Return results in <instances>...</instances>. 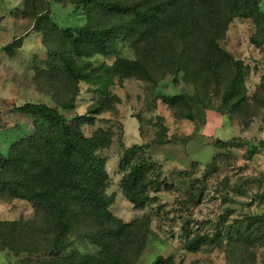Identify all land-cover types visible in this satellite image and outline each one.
Segmentation results:
<instances>
[{"label": "rangeland", "instance_id": "1", "mask_svg": "<svg viewBox=\"0 0 264 264\" xmlns=\"http://www.w3.org/2000/svg\"><path fill=\"white\" fill-rule=\"evenodd\" d=\"M120 1L140 5L151 0ZM232 1L200 0L176 23L170 39L176 37L181 63L198 56L187 70L159 62L152 46H166L167 33L126 36L118 41L114 55L89 60L94 67L112 65L118 57L137 60L148 54L155 61L151 81L115 79L108 91L119 101L111 100L94 125L82 127L87 137L103 129L112 138L99 154L107 159L110 211L118 222L130 225L121 240L106 251L100 241L87 237L95 236L102 224L84 220L71 228L69 247L56 255L46 249L53 237L47 213L0 188V221L16 222L20 229L14 244L24 248L22 238L29 247L19 254L0 248V264H99L110 259V253L119 255L121 264H157L167 259L174 264H264V42L254 19L230 18ZM259 9L264 13V0H259ZM44 16L45 28L39 31L36 24ZM111 19L108 13L79 7L76 0H0V159L35 131L34 118L18 110L25 104L58 109L70 122L98 103L97 87L67 76L53 52L69 56L60 30ZM19 38L22 47L9 54L6 47ZM209 38L240 63L248 105L239 111L219 112L225 85L217 84L210 74L199 79L205 80L206 89L196 91V65ZM179 40L189 43L191 50L183 51ZM76 89L75 103L63 109ZM176 95H183L188 103L178 107L180 117L163 101ZM218 141L230 144L220 146ZM133 146L147 148L154 163L149 173L155 181L149 189L152 199L144 209H136L121 189L119 164ZM253 218L259 220L252 224ZM117 224H111L112 229ZM247 230L255 233V242L247 243L238 234ZM196 235H207L213 242L190 252L187 243Z\"/></svg>", "mask_w": 264, "mask_h": 264}, {"label": "trees", "instance_id": "2", "mask_svg": "<svg viewBox=\"0 0 264 264\" xmlns=\"http://www.w3.org/2000/svg\"><path fill=\"white\" fill-rule=\"evenodd\" d=\"M199 2L200 0H151L140 5H130L120 0H76L79 7L84 6L97 13H108L112 19L104 24L87 23L81 27L60 30L59 34L69 56L60 51H54L53 56L61 63L62 72L77 83L84 82L96 86L101 98L99 97L98 103L88 114L77 116L70 122L58 109L44 104L27 103L20 107V112L34 118L35 131L32 136L18 143L7 158L0 159V188L12 198L27 201L47 213L53 233L46 248L48 251L57 255L69 247L71 228L84 220L102 224L103 228L95 236L87 237L100 241L106 251H111L110 244L120 241L130 226L118 222L110 211L113 199L107 195L110 186L106 169L107 159L102 158L99 153L111 145L112 138L109 132L103 129L87 137L82 127L94 125L97 116L106 112L111 100L119 101L108 91L115 79L125 81L137 77L151 81L150 71L155 61H152L148 54L137 60L118 57L112 65L94 67L89 60L96 55H114L118 41L126 36L142 34L158 37L161 33H167L169 43L166 46L157 48L154 43L152 46L159 62H163L166 68L173 69L172 65L178 64L181 67L177 71L187 70V66L198 56L186 57L182 64L181 54H178L179 47L174 43L176 37L170 38L176 31V23L191 13ZM232 3L235 6L230 8V18L254 19L264 42V13L259 9V0H251L244 6L243 0H235ZM45 19L46 16L38 20L37 30H44ZM22 42L23 38L15 40L6 47V51L14 54L22 47ZM180 42L183 41L179 40L183 51L191 50L189 43ZM206 42L205 53L196 65L195 72L199 74L198 79L194 81L196 91L206 89L207 84L204 81L211 75L217 84L221 82L219 85H225L219 112L224 114L225 109L232 112L243 109L248 105V101L243 96L244 84L240 63L233 61L212 38ZM219 60L224 61L227 66L224 68ZM226 69L229 74L224 73ZM202 77L205 80L199 82ZM219 85L216 86L221 88ZM77 92L76 89L75 95L63 104V109L73 106ZM163 101L175 110L178 117V107L188 106L183 95L163 97ZM185 118L193 120L192 117ZM217 144L227 146L230 142L218 141ZM146 153L147 148L142 146L127 148L119 164L122 193L136 209H144L151 202L149 189L155 185V181L149 176L154 163L149 161ZM251 220L253 224L259 218ZM113 223H118L117 229H112ZM19 229L16 222L0 221L2 251L11 249L15 254H19L29 250L22 238L24 248L14 244ZM248 230L238 234L244 236L247 243L255 242L257 236ZM212 242L207 235H196L190 238L187 250L197 252L202 246ZM109 257L110 259H104L99 264H121L118 262L122 261L119 255L110 253ZM157 264L174 262L167 259Z\"/></svg>", "mask_w": 264, "mask_h": 264}, {"label": "water", "instance_id": "3", "mask_svg": "<svg viewBox=\"0 0 264 264\" xmlns=\"http://www.w3.org/2000/svg\"><path fill=\"white\" fill-rule=\"evenodd\" d=\"M162 260H163V258H162V257H160V258H159V261H162Z\"/></svg>", "mask_w": 264, "mask_h": 264}]
</instances>
